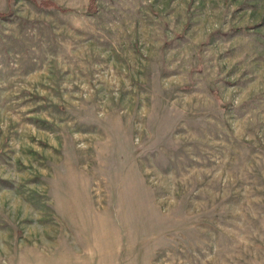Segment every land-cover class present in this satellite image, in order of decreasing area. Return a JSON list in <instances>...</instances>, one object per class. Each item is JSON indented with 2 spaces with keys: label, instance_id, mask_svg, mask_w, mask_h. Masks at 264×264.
Segmentation results:
<instances>
[{
  "label": "rangeland",
  "instance_id": "rangeland-1",
  "mask_svg": "<svg viewBox=\"0 0 264 264\" xmlns=\"http://www.w3.org/2000/svg\"><path fill=\"white\" fill-rule=\"evenodd\" d=\"M53 1L0 0V264H264V0Z\"/></svg>",
  "mask_w": 264,
  "mask_h": 264
},
{
  "label": "trees",
  "instance_id": "trees-1",
  "mask_svg": "<svg viewBox=\"0 0 264 264\" xmlns=\"http://www.w3.org/2000/svg\"><path fill=\"white\" fill-rule=\"evenodd\" d=\"M34 2L36 5L43 7V8H53L58 9V11H66L68 9L60 7L56 2L53 0H29ZM89 8L95 9V0H89ZM6 14L0 12V18H4Z\"/></svg>",
  "mask_w": 264,
  "mask_h": 264
},
{
  "label": "crops",
  "instance_id": "crops-1",
  "mask_svg": "<svg viewBox=\"0 0 264 264\" xmlns=\"http://www.w3.org/2000/svg\"><path fill=\"white\" fill-rule=\"evenodd\" d=\"M107 180H110V182L107 183V186H109L110 190H117V191L123 190V185H122L123 177H118V178L110 177L107 178Z\"/></svg>",
  "mask_w": 264,
  "mask_h": 264
}]
</instances>
